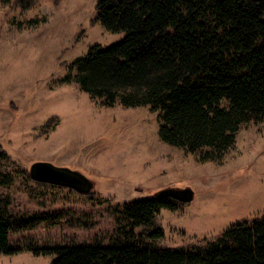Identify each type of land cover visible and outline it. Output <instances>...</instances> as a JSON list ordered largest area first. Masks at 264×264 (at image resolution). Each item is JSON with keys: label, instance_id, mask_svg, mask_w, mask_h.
<instances>
[{"label": "rangeland", "instance_id": "1", "mask_svg": "<svg viewBox=\"0 0 264 264\" xmlns=\"http://www.w3.org/2000/svg\"><path fill=\"white\" fill-rule=\"evenodd\" d=\"M96 1L37 0L22 10L0 0V144L15 175L0 186V207L19 220L10 239L23 249L0 255V264H50L53 256L34 255L37 247L110 244L119 237L123 203L169 187L189 186L195 196L176 211L161 210L156 224L164 235L151 240L158 247L204 244L264 214V123L243 126L225 154L201 161L160 139L148 107L109 106L63 80L90 45L124 37L92 23ZM40 161L81 172L91 188L32 180L24 172Z\"/></svg>", "mask_w": 264, "mask_h": 264}, {"label": "trees", "instance_id": "2", "mask_svg": "<svg viewBox=\"0 0 264 264\" xmlns=\"http://www.w3.org/2000/svg\"><path fill=\"white\" fill-rule=\"evenodd\" d=\"M7 1L22 10L37 2ZM97 22L124 37L108 47L90 45L68 64L63 80L109 106L148 107L157 114L163 142L208 161L233 147L243 126L264 123V0H97ZM9 158L0 144V186L14 181L5 169ZM183 205L159 192L125 202L117 209L119 237L112 243L37 247L33 253L53 256L50 264H264V214L204 244L155 246L151 240L164 235L156 217ZM20 227L0 207V255L23 251L10 239ZM138 227L145 229L139 233Z\"/></svg>", "mask_w": 264, "mask_h": 264}, {"label": "water", "instance_id": "3", "mask_svg": "<svg viewBox=\"0 0 264 264\" xmlns=\"http://www.w3.org/2000/svg\"><path fill=\"white\" fill-rule=\"evenodd\" d=\"M30 174L38 181L66 185L81 191H87L92 186L90 179L81 172L45 161L33 163ZM159 194L171 196L180 202H190L195 196L193 188L189 186L164 188L159 191Z\"/></svg>", "mask_w": 264, "mask_h": 264}]
</instances>
